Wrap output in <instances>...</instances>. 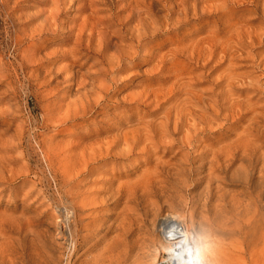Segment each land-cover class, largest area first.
<instances>
[{"label":"rangeland","instance_id":"1","mask_svg":"<svg viewBox=\"0 0 264 264\" xmlns=\"http://www.w3.org/2000/svg\"><path fill=\"white\" fill-rule=\"evenodd\" d=\"M92 1L83 12L68 0L58 7L52 0H0V253L5 256L11 250L7 264H13L14 250L18 264H116V245L129 243L125 252H131L128 247L138 237L118 230L121 213L135 201L127 204L125 193L115 190L141 181L157 163L179 169L185 164L180 170L185 171L181 178L186 184L172 193L173 202L159 200L163 215L192 207L214 210L224 205L215 202L218 196L252 204L264 215V73L257 70L261 58L256 56L264 57V39L253 49L245 47L246 54L234 63L235 74L246 85L236 86L235 108L207 127L202 141L183 144L176 140L183 134L169 135L154 152L137 149L128 158L87 165L89 157L98 155L96 149L123 144L119 143L123 135L159 123L166 108L186 96L169 94L176 82L211 109L214 94L225 86L216 89L214 84L228 67L214 72V64L205 68L199 55L215 34L232 32L235 20L240 27L259 17L251 29L264 33V24L259 25L264 18L242 14L253 9L250 4L246 7V0H142L141 18L146 27L151 26L143 29L146 35L139 41L130 34L137 22L127 23L130 10L125 5L132 0ZM263 4L259 0L254 5L263 9ZM174 6L180 11L172 13ZM234 15L240 16L231 20ZM87 18L98 22L96 29L105 33L104 40L98 33L89 39L87 30L77 44L79 28ZM118 45L133 47L136 54L125 58L117 72L100 77L105 67L102 55L110 57ZM255 81H259L256 86L250 85ZM158 90L165 94L161 106L144 107L147 95ZM137 97L139 102L132 101ZM246 137L258 141L262 149L243 156L239 149L234 168L221 173L226 180L211 185L213 200L206 203L211 154ZM60 230L65 239L57 236ZM258 234L264 238V220ZM137 250L134 247L125 264L134 260ZM235 252L240 257L232 259L233 264H264V239L251 254L242 246Z\"/></svg>","mask_w":264,"mask_h":264},{"label":"bare ground","instance_id":"2","mask_svg":"<svg viewBox=\"0 0 264 264\" xmlns=\"http://www.w3.org/2000/svg\"><path fill=\"white\" fill-rule=\"evenodd\" d=\"M61 1L52 0V2H54L53 5H55V7H58L59 2ZM245 2L247 6L245 5V3H242L244 6L248 7L251 5L253 9L243 10L242 14L255 13V14L261 15L264 18V4H263V9H260L259 6L254 5L257 2L259 3V0H246ZM68 3L70 5L78 4L80 7V10L84 12L90 9L94 1L92 0H68ZM141 3H142V0H132L131 3L125 5V8L130 10V16H129L130 19L127 23L130 24L133 21L137 22V25H135V27L132 28L130 31L131 37L133 36L132 38H136V40H139V41L142 39V37L146 35L143 29L148 30L151 26V24H148L146 27L145 21L141 18L142 17V14L140 13ZM178 10L180 11L179 6H174L171 9V12L176 13L178 12ZM150 13L152 14V11ZM237 16H240V15H234L230 19L235 20ZM258 18L256 17L248 22H242L240 27H238L240 24L239 20H235V22L231 24L232 32H229L228 34L226 33L223 35L215 34L213 37H211L210 40L208 39L209 41L208 43H206L208 44V46L204 50L202 49L203 50L202 53L200 52L201 54L199 55V58L203 59L204 61L203 66L205 68L206 67L208 68V66H210L211 64H214L213 71L215 72L224 65H227L228 67L220 74V76L217 78L216 83L214 82L215 83L214 86L216 89L219 88V85L223 83H225V86L220 87L219 92L217 91V94H214L215 99L210 101V105H208L209 108L211 109H207L204 106H202V101L199 98L189 93L186 87H180V85H178L179 83L176 82L174 83L169 94H171L174 97V96H181L183 93L184 94L186 93V96L182 100L180 98L175 99L169 105V107L166 108V112L159 123L148 124L143 129H136L132 131L131 135L129 136L128 134H125V135L122 134L123 136L120 138L119 143H123V144H118V143L108 144L107 147L104 148V151H103V147H100L99 150L96 149L95 154H98V155L89 157L88 158L89 161L87 162V165L93 166L96 163L98 164L101 162H105L108 159H114V160L118 159L119 160L123 158H128L134 155L137 149H139L142 152H154L157 149L158 143L161 142L162 138L169 136V135L183 134L182 137H180L179 139H176L178 142H181L183 144H190L192 142L202 141L206 137V134H208L204 130L207 127H210V126L212 127V125H216L217 122L221 120V116L223 112L227 110L232 111L235 108L236 105L234 102V96H235V93L238 91V88L236 86L240 82L242 86L246 85V84H243L240 77L235 74L234 72L235 70L233 69V66H234V63L238 60V58L243 56V54H246L245 47H251L253 49L256 44H260L263 41L264 33L262 31H257V30L255 31L251 29V26L253 24H256L255 22ZM97 24L98 22L90 23V20L87 18L84 21L83 25L79 28V33L77 34V41H76L77 44L82 43L83 36L85 35L87 30L89 31L87 35L89 39H92L93 37H95V33H98L99 35L97 37L100 40H104L105 33L97 32V29H96ZM263 24H264L263 20L259 21V25L263 26ZM141 32H144V33H141ZM116 33L117 32H113L112 35H115ZM202 44H203V41H202ZM115 49H116L115 52L110 57L105 56V54L104 56L102 55L101 64L105 67L99 74L100 77L106 76L110 71L114 73L117 72V69H116L117 66L120 63H122V61L125 58L136 54L135 49L133 47L126 48L122 46L120 47L118 45V47ZM256 56L261 58L260 62L257 65L258 67L257 70L258 71L260 70L261 72L264 73V57H261L259 54H256ZM91 57L95 58V56H91ZM96 57H99V56H96ZM257 83H259V81H255V83H250V85L256 86ZM216 89H214V91ZM90 96H92V94ZM164 96L165 94L161 90L153 91L152 93L147 95L145 105L143 106L151 107L152 105H155L157 108L161 106L160 98ZM93 99H97V98L93 97ZM133 100L136 101V103L140 101L139 97L132 98V101ZM85 102H87V100ZM113 106H116V105H113ZM138 109L142 110V107L139 106ZM203 113H208L209 115H211V117L207 119L203 116ZM200 124H204L206 127H204L203 129H199L198 126ZM257 142L258 141H254V143H252V140H250L249 137H246L245 139L240 140L238 143L230 144L229 146L225 148H219L217 151L211 154V158H209L210 160L207 164L209 165V173L207 176L208 182H207L206 189L208 190V197H206L207 198L206 203H209L210 199L211 201L213 200V197H212L213 192L211 193V188H212L211 185L213 183H219L222 179L226 180L225 178L221 177V173L222 174L230 173L228 171L235 164L238 155L240 156L239 149L243 150L242 156L246 154L249 150H252L257 153L258 151L262 149V145H257ZM121 145H123L124 147H122L121 149H118ZM140 145H142V147H139ZM184 165L185 164L181 163L178 166L181 169ZM180 169L171 168L170 165L157 163L154 165V168L151 170V172L144 175L141 181L139 180L137 182H133L132 184H129L125 190L121 188H117L115 190L117 194L125 193L127 204L133 203L135 201L134 202L135 206L131 207L129 205L121 213L120 215L121 217L119 218L120 222L118 225L119 227L118 230L122 231L121 233L123 235L135 234L138 237L137 241L133 244L134 246L128 247L131 250V252L129 251L125 252V246H127V244L129 243H127L125 246L123 243L120 245H116L114 249L118 248L119 250L117 254V258H116V264H125L127 262L126 260L127 256L131 255V253L134 252V247L138 249L137 250L138 252L136 253V256L134 257V260L130 264H142L143 259L146 256V254H148L151 251V249L159 243L160 238L165 236L171 224L174 223L171 220L170 216L177 214V213L189 216L196 220L202 219L203 222H206L210 225H215L218 228L216 255H217L219 264H233L231 260L232 259L237 260V258L240 257V255L235 252L237 248L239 249V246H242L245 248V253L251 254L252 250L256 247V245L259 244V242L264 239V238L262 239V236L258 234V229L260 227V224L264 220L263 219L264 215L261 212L255 210L252 204H248L247 202H240L234 198L228 199V197L226 198L225 196L223 197L218 196L217 198L215 197L216 198L215 202L222 201L224 205L223 206L216 205L214 210H210V211L202 212V209H195L192 207L193 209L191 208L189 210H183V211L173 209L168 214L163 215L161 213V210L158 208L159 200L166 199L167 202L171 201L172 193H174L175 190H178L179 188H181V186H184L186 184V180L184 178H181L183 175L185 176V171L180 170ZM115 195L116 194H114L113 196L114 198L112 199H116ZM178 197L179 196H177V198ZM73 217H75L74 213H73ZM57 236L61 237L62 239H65L64 231L60 230L57 233ZM71 243H72L71 245L72 247L71 246L70 247L73 250H75L76 244L74 242L73 236L71 238ZM13 253L15 255L13 264H18V260H19L18 252H15L14 250ZM5 254L6 255L4 256L2 255V253H0V264L11 263V258H10L11 250L6 251ZM162 258L163 260H161ZM169 259H170L169 257L165 256L164 254H161L157 258L156 264H169Z\"/></svg>","mask_w":264,"mask_h":264},{"label":"clouds","instance_id":"3","mask_svg":"<svg viewBox=\"0 0 264 264\" xmlns=\"http://www.w3.org/2000/svg\"><path fill=\"white\" fill-rule=\"evenodd\" d=\"M174 222L159 243L146 254L142 264H156L164 254L169 264H219L216 255L218 228L182 214L170 216Z\"/></svg>","mask_w":264,"mask_h":264}]
</instances>
